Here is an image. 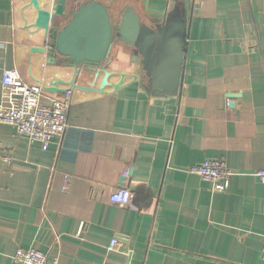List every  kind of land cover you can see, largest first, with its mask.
I'll return each mask as SVG.
<instances>
[{"label":"crops","instance_id":"crops-1","mask_svg":"<svg viewBox=\"0 0 264 264\" xmlns=\"http://www.w3.org/2000/svg\"><path fill=\"white\" fill-rule=\"evenodd\" d=\"M97 1L115 21L128 5L148 25L185 20L181 86L155 91L119 41L98 67L53 62L37 19L56 0H0V98L4 68L48 104L72 88L69 126L47 149L0 123L14 157L0 167V264L19 248L58 264H264V183L253 175L264 169V0ZM207 158L231 170L224 192L187 172ZM121 179L135 206L110 202Z\"/></svg>","mask_w":264,"mask_h":264},{"label":"water","instance_id":"water-1","mask_svg":"<svg viewBox=\"0 0 264 264\" xmlns=\"http://www.w3.org/2000/svg\"><path fill=\"white\" fill-rule=\"evenodd\" d=\"M72 1L73 7L68 9ZM77 2L80 4L75 6ZM38 15L37 25L51 31L48 47L53 62L57 55L78 72L83 67H98L119 41L132 49L155 91L181 86L189 30L176 13L148 25L128 5L114 24L107 7L97 0H56L51 12L39 11ZM60 18L65 20L61 25L56 22Z\"/></svg>","mask_w":264,"mask_h":264},{"label":"built area","instance_id":"built-area-1","mask_svg":"<svg viewBox=\"0 0 264 264\" xmlns=\"http://www.w3.org/2000/svg\"><path fill=\"white\" fill-rule=\"evenodd\" d=\"M2 92L0 98V123L13 126L18 135L25 137L29 143L38 142L47 149L53 140L63 138L69 123L68 113L72 101V88L66 90L62 100L53 99L45 103L42 89L38 84L26 83L18 69L4 68L2 72ZM229 105V103L227 102ZM14 160L13 150L0 146V167L10 165ZM187 172L198 175L209 185L211 191L224 192L232 175L224 159L207 158L202 162L189 166ZM253 175L264 183V169H258ZM71 176L64 177L62 189L67 190ZM135 194L121 183L114 186L109 200L121 207L135 206ZM83 226L80 227L82 230ZM264 239V237H263ZM118 243L112 239L108 249ZM261 260L264 263V244L261 249ZM10 264H58V256L48 257L40 250L19 248L12 257Z\"/></svg>","mask_w":264,"mask_h":264},{"label":"rangeland","instance_id":"rangeland-1","mask_svg":"<svg viewBox=\"0 0 264 264\" xmlns=\"http://www.w3.org/2000/svg\"><path fill=\"white\" fill-rule=\"evenodd\" d=\"M109 1H111V2H108L107 1V5H109V7H112L115 3H118L119 1H117V0H109ZM111 3V4H110ZM128 3H130V2H128ZM80 4V2H77L76 4H75V6H78ZM118 10L119 9H121V6H119L118 8H117ZM113 19V21L112 22H114V23H117V21H115V20H117V13L116 12H113V17H112Z\"/></svg>","mask_w":264,"mask_h":264},{"label":"flooded vegetation","instance_id":"flooded-vegetation-1","mask_svg":"<svg viewBox=\"0 0 264 264\" xmlns=\"http://www.w3.org/2000/svg\"><path fill=\"white\" fill-rule=\"evenodd\" d=\"M115 24V23H114Z\"/></svg>","mask_w":264,"mask_h":264}]
</instances>
